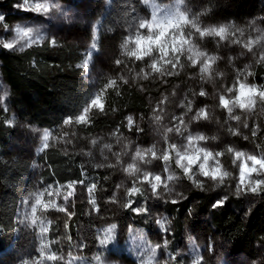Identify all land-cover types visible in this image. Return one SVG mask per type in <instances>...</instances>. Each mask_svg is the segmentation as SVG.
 <instances>
[{
	"label": "trees",
	"instance_id": "1",
	"mask_svg": "<svg viewBox=\"0 0 264 264\" xmlns=\"http://www.w3.org/2000/svg\"><path fill=\"white\" fill-rule=\"evenodd\" d=\"M15 1L0 0V8L11 7ZM58 1L83 14L79 18L76 14L71 16L79 37L58 38L55 44H42L20 53H1L2 73L9 86L8 102L17 119L26 125L50 131L52 137L48 148L35 160L18 154L12 150L17 129L10 124L11 114L0 110V264H21L24 260L39 258V244L33 237L34 232L25 226L27 205L24 201L29 202V197L49 186L54 191L70 181L85 182L84 185H76L74 197L77 199L71 200L69 208L74 215L66 221L71 237L88 242L87 257L97 246V229L110 223H117L119 228L125 229L131 222L152 238L153 224L145 189L142 188L144 196L134 197L138 202L134 206L147 207V213L136 215L125 208L114 213L111 206L121 177L120 167L114 166L117 165L114 158L120 159L124 152L117 145L119 138L126 137L140 146H149L156 137L153 115L160 109L165 111L172 124H178L173 117H183L187 126L185 136L195 128L209 138V150L225 151L220 160L224 169L231 173V186L238 179L239 161L234 165L233 156L226 152V148L264 151V103L258 100L251 112L234 108L233 115H239L240 121L232 120L219 106L221 94L234 96L226 93V89L236 84L238 76L241 81L246 76L247 83L264 86V60L261 59L264 46L254 44L252 52L243 47L249 36L255 38L258 31H264V0H183L189 18L197 16L201 27L232 23L244 29L243 36L237 32L226 40L215 36L200 38L198 34L192 37L200 51L217 57L212 64L211 75L201 74L200 64L192 65L186 51L180 54L172 75L164 69L163 74L152 72L148 67L151 63L148 57L137 61L127 56L121 45L132 34V25L138 18H151V11L143 0ZM156 1L164 4L170 0ZM251 21H256V24L250 27ZM93 29L97 34V51L88 68L84 69L80 65L88 58ZM185 31L194 32L188 27ZM234 39L241 43H233ZM117 60L121 63L117 64ZM169 67L165 65L166 69ZM109 80H115L116 84L105 89ZM201 89L206 92L203 97L199 95ZM95 90H104V111L91 109L87 124L73 122L64 125V119H74L82 112L95 95ZM201 108H206L209 119L196 121L195 114ZM128 116L133 119L131 127ZM244 123L248 128H244ZM257 126V135L252 137V129ZM229 128L239 129L241 135L233 136ZM244 136H248V140ZM182 142L183 137L177 134L168 136V143ZM162 143L163 150L167 147L165 139ZM105 145H111V148ZM105 148L110 155L108 161L99 158ZM173 164L171 168L175 169ZM170 174L175 177L171 182L187 181L177 169ZM93 182L97 185L93 196L98 212L88 202L87 185ZM187 182L191 189L185 199L177 203L169 200L163 204V210L172 223L170 252L178 253L183 244L185 222L191 221L195 212L206 218V223L229 246L233 256L257 259L259 248H264V188L255 195L257 201L254 200L247 209L243 199L234 196L233 188L217 187L213 181L205 180L201 189L192 181ZM66 191L62 188L60 197ZM125 195L128 201L127 192ZM55 196L59 195L54 192L51 198ZM224 197L227 199L223 205L213 207L218 199ZM44 199L48 200L47 195ZM54 222L49 233V239L53 241L58 238L62 225L59 219ZM52 244L54 251L59 252L58 245ZM170 264H188V260L175 259Z\"/></svg>",
	"mask_w": 264,
	"mask_h": 264
},
{
	"label": "snow or ice",
	"instance_id": "2",
	"mask_svg": "<svg viewBox=\"0 0 264 264\" xmlns=\"http://www.w3.org/2000/svg\"><path fill=\"white\" fill-rule=\"evenodd\" d=\"M148 3V0H144ZM183 4V0H177V7L174 11L158 9L153 11L150 19L138 18L132 25L133 32L129 35L121 47L125 50L126 54L130 58H134L137 61L144 60L145 57L151 59V63L148 65L150 70L155 73H162V69L168 74L172 75L174 70L177 68L179 63V56L185 51L189 53L188 60L192 65L200 64L201 74L208 73L211 75L212 64L215 62L217 57L208 56L205 52L200 51L196 45L192 42V37L198 34L200 38L205 36H215L219 37L221 40H226L230 35L235 33H240L241 36L244 35V29L239 28L232 23L220 24L210 27H201L197 16L193 15L191 19L187 10L181 11L179 5ZM22 7L24 11H31L38 14L47 15L52 10L59 11L60 5L58 3L52 2V0H24L23 5H18ZM256 21L250 22V27L254 26ZM0 25L5 31L9 30V25L6 23V18L4 15L0 14ZM188 27L193 31H185ZM15 36L11 40L0 39V46L6 50H14L19 45V50L24 51L25 47H31L33 44L41 43L45 37L41 35L40 29L17 24L14 29ZM233 43H241L239 39H234ZM50 43L55 44V40H51ZM260 44L264 46V31H258L255 38L249 36L247 41L243 43V47L249 52L253 51V45ZM97 48V34L96 30L93 29V39L91 44V49L89 51L88 58L84 61L83 67L87 69L91 61V52ZM264 60V55L261 56ZM117 64L121 61L117 60ZM165 65L170 66L165 68ZM183 67V65H180ZM147 75H145V79ZM247 77H244V81L237 78L236 84L232 87L226 89V93L234 94V96H228L226 94H221L219 96V106L225 109L229 117L232 120L240 121L241 117L239 115H233V109L238 107L245 112H251L259 100L264 103V87H258L256 84H249L246 82ZM116 84L115 80H109L108 84L105 85V89L112 87ZM103 91L96 93L85 105L82 112L76 116L68 117L64 119V125H70L73 122L76 124H87L88 113L91 109L95 108L99 111H104V104L102 102ZM8 93L4 92L0 96V104H3L4 99L7 97ZM201 97L206 95V92L201 89L199 92ZM157 111V109H153ZM188 111H192L191 102L188 105ZM156 123L159 125L161 117L156 115L154 117ZM174 120H178V124L174 128H168L165 132L164 139L167 143V147L162 151L158 150L155 145L151 147L142 149L137 147L135 149L134 155L131 157V162L127 163L124 171L132 176L133 183L130 188L127 189V195L130 197L126 203L123 204L125 209H130L134 214L140 215L147 213L148 208L145 206H134L138 202L134 199L136 196H144V191L142 189L143 185H147L151 196L156 199H162L164 193H170L172 191L169 188V181L175 179L174 175L169 174L167 177L162 176L158 172L148 171L146 169L142 170L139 164H150L153 160H160L164 165V172H169V165L174 161L176 168L180 169L185 177L192 183L201 189L204 186V180H211L216 182L218 185H222L225 182V178L230 177L231 173L224 169L220 162V158L225 155V151H212L205 146H201L202 143H207L208 137L202 133L192 134L189 132L186 136L184 132L187 126L184 125L183 117H173ZM194 119L208 120L209 114L206 108L199 109ZM128 125L131 127L133 125V119L131 116L127 117ZM183 126V127H182ZM244 128H248V124L244 123ZM257 128L252 129V137H256ZM229 131L233 136L241 135L239 129L229 128ZM175 132L178 136L183 137V141L180 144L168 143L167 133ZM52 137V133L48 130H44L42 135L41 147L38 151H43L48 148L49 138ZM54 138V137H53ZM248 140V136L243 137ZM215 139V137H213ZM95 143V141H93ZM107 148H111V145H105ZM259 147V145H257ZM226 152L232 154L233 164H237L239 161L238 169V183L236 184V194L241 195L245 193L257 194L262 188H264V151L258 154L247 153L243 151L236 150L235 148L228 146ZM90 155V153H89ZM99 167V166H98ZM200 177L204 179H200ZM84 180L80 181H70L66 185H62L61 188H57L54 191L49 186L43 191L35 193L33 196L29 197L33 202L30 205V212L26 213V219H29L31 225L39 228V235L41 239V244L39 247V258L35 260H24L21 264H54L58 260H62L63 256H58L55 252L51 251L50 245L46 240V234L49 232V226L51 221H46L42 216L37 215L38 210L41 212L47 209L55 208L60 212L66 213V215L71 218L74 213L68 212L66 205L69 200L75 196L76 185H84ZM140 185V186H137ZM96 183H90L87 185V192L89 194L88 202L92 206L94 211H99L96 200L93 196L94 190L96 189ZM66 188L67 191L63 195L64 204H57L51 197L54 195L61 194V189ZM47 195L49 199L46 201L44 197ZM147 199V197L145 198ZM227 197L223 199H218L213 207H219L224 204ZM112 202H115V197H112ZM172 203H177V200H172ZM25 205H28V201H24ZM156 223L160 226L161 230L167 231L165 227V220L158 219ZM67 227V224L65 225ZM116 230L117 224L110 223L106 228L100 230L102 235L97 237V241L102 248H108V246L116 241ZM131 231V228H129ZM71 237H69V240ZM164 247H167V239L163 242ZM83 247V245H81ZM161 247L160 244L151 245L146 242L147 251L143 254L141 264H159L156 259L157 249ZM194 259L193 264H202L203 257L199 254L198 250L194 246ZM146 256V259L144 258ZM176 257L174 255L169 256L170 261H175ZM81 258L73 257L69 253L68 264H78ZM94 264H108V261L103 256L102 253H97L93 257Z\"/></svg>",
	"mask_w": 264,
	"mask_h": 264
},
{
	"label": "rangeland",
	"instance_id": "3",
	"mask_svg": "<svg viewBox=\"0 0 264 264\" xmlns=\"http://www.w3.org/2000/svg\"><path fill=\"white\" fill-rule=\"evenodd\" d=\"M24 0H16L11 7H2L0 8V14L4 15L6 18V23L9 25V30L5 31L2 25H0V39L4 40H11L14 38L15 33L12 29L15 28L17 24L19 25H28L33 26L40 29L41 35L45 37V39L38 44H33L31 47H25L24 50L39 46L42 44L50 43L51 40H55L58 38H75L79 37L80 33L75 29L72 25L74 22L72 19L77 15V17H82L83 14L79 13L80 10L74 11V9L70 8V6L61 3L58 0H52V2L58 3L60 5V10H52L47 15L45 14H38L31 11H24L22 7H18V5H23ZM31 2V0H30ZM144 2V0H143ZM144 4L150 9L151 15L153 11L158 9L162 10H169L174 11L177 7V0H170L167 3H159L156 0H148V3ZM181 11H184V3L179 5ZM71 16H73L71 18ZM82 20V19H80ZM52 44V43H51ZM91 43L88 44V48L91 49ZM2 51H10L15 53H20L22 51L19 50V45L14 50H6L0 46V96L4 94V92L9 93V86L6 83V80L3 77L2 70L4 68V63L1 57ZM97 51L92 50L91 52V60L93 54ZM91 62V61H90ZM261 87V86H258ZM264 87V86H263ZM98 90H95V94L98 93ZM255 107V106H254ZM238 108V107H236ZM239 109V108H238ZM0 110H5L10 112L11 119L10 124L17 129V136L15 137L14 144L12 146V150H15L18 154H22L28 157H32L33 159L39 155L42 151H38L41 147L42 142V135L44 130H41L37 127L29 126L24 123H21L14 112L11 109L9 102H8V95L4 99L3 104H0ZM241 110V109H240ZM159 115L161 117L159 125L156 123L154 117ZM153 127H155L156 137L149 146H140L132 142L129 138H119L117 145L120 148L124 149V152L121 153L120 159L119 157L114 158L116 168L120 167L121 177L119 178V184L117 188V192L115 194V202L112 203L111 210L116 213L119 212L120 209L124 208L123 204L126 203V192L127 189L132 186L133 177L128 175L124 168L126 167L127 163L131 162V157L134 155L135 149L140 147L142 149L151 147L155 145L158 150H161L162 141L164 140L165 132L168 128H174L176 125L173 121H168L167 115L164 110L160 109L156 114L153 115ZM203 119H201L202 121ZM198 121V120H196ZM195 121V122H196ZM205 121V120H203ZM207 122V121H206ZM196 125V124H195ZM192 134L200 133V131L194 128V131L191 132ZM172 134H176L175 132L167 133V136H171ZM50 139V138H49ZM208 142V141H207ZM49 143V141H48ZM201 146L207 147V143H202ZM11 149V148H10ZM107 148L104 149L103 156L100 155L99 158L103 161H108L109 153L106 151ZM45 150V149H44ZM243 152L258 154L255 150H244ZM36 159V158H35ZM34 159V160H35ZM119 159V160H118ZM221 164L223 162L220 160ZM172 163L169 165V172H164V165L163 162L160 160H153L150 164H139L142 170L146 169L148 171L158 172L162 176L167 177L170 172L177 169L179 172L182 171L178 168L175 169L171 168ZM175 165V164H173ZM183 174V173H182ZM239 175V169H238ZM188 181L187 177H185ZM202 177H200L201 179ZM231 177L225 178V182L222 185H218L216 182H212L214 186L220 187H229L233 188V194L237 198L243 199L247 209L251 207L254 200L257 201L258 197L252 193H245L241 195L236 194V184L238 183V179L236 180V184L232 185V181H230ZM204 179V178H202ZM187 181L181 180L178 182H171L169 181V188L172 189L170 193H164L162 199H156L151 196V192L147 185H143L142 188L145 189L147 196L149 197V216L150 220L153 224V236L146 233L145 230L141 228L135 227L131 222L130 225L125 227V229L119 228L117 225L116 230V241L108 246V248H102L98 241L95 250L87 257L86 251L88 250V242L79 241L74 239L69 235L68 232V225L65 227L67 223L66 218L69 217L64 212H60L55 208H49L46 211L41 212L38 210L37 215L42 216L46 221H51V225L49 226V232L46 234L45 242H48L51 248V251L55 252L53 249V244L55 243L58 245L59 252H55L58 256H63L62 260H58L54 262V264H68L69 260V253L73 257L81 258L78 261V264H94L93 257L97 253H102L103 256L108 261V264H141L142 256L147 251L146 249V242L155 245L160 244L161 247L157 249L156 259L159 261V264H170L172 261L169 260L170 255H174L176 259L182 261L183 259L187 258L188 264H193V259L195 256L194 253V246L195 249L198 250L199 254L203 257L202 264H264V248H259V253L257 259L253 260L243 256H233L230 252L229 246L221 239L219 236L215 235L213 229L209 227L206 223V218L203 216H199L195 214V212L191 216V221L186 220L185 222V233L183 235V244L178 249L177 254H172L169 249V244L171 242V234H172V223L170 217L167 216L163 210V204L167 201L172 200H183L188 196V192L191 189V185L188 184ZM205 181V180H204ZM140 186V185H137ZM88 194V193H87ZM53 200L60 205L64 204L63 195L60 197L55 196ZM49 199V197H47ZM52 199V198H51ZM75 200L77 198L73 197L69 200L68 204L66 205L67 211H70L71 207V200ZM47 201V200H46ZM33 201L30 200L28 205L25 207L24 210V218H25V226L28 231L34 232L33 237L37 240L39 247L41 244V239L39 235V228L31 225L29 219H26V213L30 212V205ZM143 206V205H139ZM72 217V216H71ZM59 219L62 222L60 227V231L58 233V238L53 241L49 239V233L51 231L52 225ZM164 219L165 220V227L167 231L161 230L160 226L156 223V220ZM117 224V223H116ZM107 227V226H106ZM98 228L97 233L98 236L102 235V229L106 228ZM131 228V231H129ZM32 236V235H31ZM69 237L71 239L69 240ZM167 239L168 244L167 247H164V240ZM83 245V247H81ZM39 254V248H38ZM146 259V256L144 257ZM38 259V258H37ZM51 264V262H49Z\"/></svg>",
	"mask_w": 264,
	"mask_h": 264
}]
</instances>
